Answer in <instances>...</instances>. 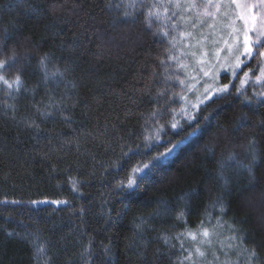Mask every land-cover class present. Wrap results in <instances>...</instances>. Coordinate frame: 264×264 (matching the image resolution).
Wrapping results in <instances>:
<instances>
[{"label":"trees","instance_id":"1","mask_svg":"<svg viewBox=\"0 0 264 264\" xmlns=\"http://www.w3.org/2000/svg\"><path fill=\"white\" fill-rule=\"evenodd\" d=\"M149 2L0 0V264H264V95L184 118Z\"/></svg>","mask_w":264,"mask_h":264},{"label":"rangeland","instance_id":"2","mask_svg":"<svg viewBox=\"0 0 264 264\" xmlns=\"http://www.w3.org/2000/svg\"><path fill=\"white\" fill-rule=\"evenodd\" d=\"M149 1L152 14L169 25L171 60L178 70V84L186 92L180 112L184 118L191 119L197 106L227 89L220 83L223 74L232 80L237 75L240 91L250 88L255 95H264V0ZM2 68L0 91H11L16 85L3 76ZM190 238L195 248L189 264H219L222 247L224 253L234 250L228 239L217 244L211 230ZM208 254L211 258L203 262Z\"/></svg>","mask_w":264,"mask_h":264}]
</instances>
